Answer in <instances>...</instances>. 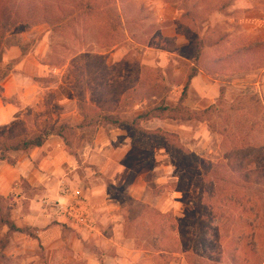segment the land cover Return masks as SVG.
Masks as SVG:
<instances>
[{
	"label": "rangeland",
	"instance_id": "1",
	"mask_svg": "<svg viewBox=\"0 0 264 264\" xmlns=\"http://www.w3.org/2000/svg\"><path fill=\"white\" fill-rule=\"evenodd\" d=\"M131 1L146 18L123 24L113 45L98 42L94 24L6 26L2 60L13 68L0 83V133L9 129L14 142L72 128L65 139L10 151L14 165L0 161L3 213L41 235L7 234L0 223V264H264V0ZM193 31L211 46L183 104L215 108L207 121L140 122L178 137L173 147L157 144L129 126L146 103L133 95L179 98ZM155 34L163 48L141 44ZM250 46L227 66L207 65ZM78 101L87 114L124 122H82ZM187 150L216 163L217 174L201 177L193 165L187 173L178 160Z\"/></svg>",
	"mask_w": 264,
	"mask_h": 264
},
{
	"label": "trees",
	"instance_id": "2",
	"mask_svg": "<svg viewBox=\"0 0 264 264\" xmlns=\"http://www.w3.org/2000/svg\"><path fill=\"white\" fill-rule=\"evenodd\" d=\"M130 13L133 14L131 17ZM143 13L144 8L133 4L131 0H0V83L13 68L10 62L4 63L2 60V43L6 26L13 24L26 26L32 22L41 20L47 23L53 30L61 31L78 25L86 27L88 24H94L98 26V29L96 30L98 42L103 46H108L113 45L121 36L120 31L123 24H137L142 21ZM186 16L189 21H193L190 17L191 14L186 13L184 17ZM143 18H146V16ZM153 26L154 25H150V28ZM187 32L188 29L184 28V33ZM193 33L195 34L194 31ZM132 38H135V36L133 35ZM190 43L192 46L190 48H185L183 54L184 58L192 60L193 65L184 77L183 88L176 101L165 102V100L162 99L159 102H149L146 92L143 90H140L133 95V102L142 103L145 101L146 103L133 113L129 126L136 133L156 139L158 141L157 144H165L173 147L174 144H176V141L173 140H177L178 137L175 133L167 132L161 128L144 129L139 125L140 122L151 119L207 121L206 118H209L210 113H213L215 108L214 104H211L203 109L191 110L183 104L187 96V89L190 81L198 72L196 64L198 65L201 62L203 49L207 45L211 46V43H207V39L196 34ZM141 44H157L156 46L163 48L164 40L162 35L155 34L151 38L146 37L143 39ZM250 49H252L251 46L245 49L241 48L235 50L226 57L209 59L207 65L214 70L219 69L222 66H227L229 61L235 59V57H232L233 55L238 56L239 53L241 54L243 51H248ZM105 78L106 77H104V80ZM121 85H123V83H121ZM124 87V92H127L129 86L126 85ZM116 88V86H112V90H116ZM151 89L148 88L147 91ZM2 90L3 89L0 85V100L5 101V97L1 95ZM85 106L84 103L78 101V108L82 115V122L89 124L94 119L97 124H110L115 127L122 125L124 122L121 117L108 113H104L99 117L87 114L88 111ZM90 109L95 111L92 107ZM71 128L72 127L67 124H62L57 128L52 127L44 129L30 137L24 136L14 142H9L7 140L6 136L9 129L5 130L0 133V161L5 160L10 165H14V160L9 155L10 151H26L30 148L40 147L46 142L50 135H56L65 139L63 132L68 131ZM145 147L151 149L150 144H147ZM178 160L181 164H184V170H186L187 173L192 172L189 166L193 165L194 170L200 171L201 177L212 178L218 171L216 163L204 158H199L188 150L185 151L184 156ZM3 201H5V198L0 195V223L6 226V233L12 234L14 232H19L39 242L35 229L19 227L9 220L8 213H3ZM5 209L8 210L9 207L7 206ZM207 227L209 230H205L204 237L211 234V222L207 223Z\"/></svg>",
	"mask_w": 264,
	"mask_h": 264
},
{
	"label": "crops",
	"instance_id": "3",
	"mask_svg": "<svg viewBox=\"0 0 264 264\" xmlns=\"http://www.w3.org/2000/svg\"><path fill=\"white\" fill-rule=\"evenodd\" d=\"M151 120H153V119H151ZM148 121H150V120H148ZM23 176V175H22ZM28 179V178H27ZM38 232V231H37ZM38 233H40V232H38ZM38 236V238L40 239V237H41V235L39 234V235H37ZM94 261H92V263H93ZM104 264H106V263H104Z\"/></svg>",
	"mask_w": 264,
	"mask_h": 264
}]
</instances>
